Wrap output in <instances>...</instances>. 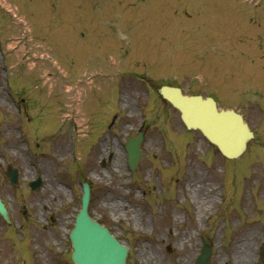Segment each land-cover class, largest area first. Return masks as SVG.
Wrapping results in <instances>:
<instances>
[{
	"label": "rangeland",
	"instance_id": "obj_1",
	"mask_svg": "<svg viewBox=\"0 0 264 264\" xmlns=\"http://www.w3.org/2000/svg\"><path fill=\"white\" fill-rule=\"evenodd\" d=\"M1 1V46L9 63L18 67L10 73L12 91L15 95L17 91L25 92L29 106H18L7 98L3 81L6 73L0 68V166L10 161L20 170L18 186L10 185L4 177L0 180V194L12 219L10 225L0 216V262L73 264L71 243L65 233L73 226L81 206V184L89 181L91 215L129 248L127 264H150L141 258L142 247L155 250L159 264H194L203 237L213 248L210 264H231L232 244L244 237L251 243V264H263L260 247L264 241V125L254 127L259 132L249 148L254 161L248 153L240 159L227 160L200 132L184 126L179 111L163 100L156 88L150 90L138 80L144 77L149 82L152 78L158 84L170 81L186 91L200 90L206 79L228 81L235 90L233 98L223 100L222 107L228 103L243 106L242 99L246 100L255 85L262 86L258 84L261 80L256 84L246 76L231 80L226 75L229 70L233 71L232 77L246 72L255 74L260 70L259 61L252 65L244 59L219 62L217 55L243 52L241 47L245 44L241 46L239 35L236 38L240 27L233 26L239 42L228 44L224 39L216 51L213 41L201 37L206 35L201 28L203 22L208 26L212 18H199L197 10H208L204 2L188 0L185 4L201 7L185 11L169 0H99L111 10L128 11L123 19L136 21L138 29L133 30L138 31V49L131 44L130 22L121 27L116 23L120 27L116 28L117 38L126 37L127 43L112 39L114 28L107 43L114 48L120 43L127 45V70H136L140 76L130 77V84V72L119 75L122 57L116 53H122L121 48L111 53L110 72L90 65L73 71V50L85 43V38L80 32H73L70 25L50 28L56 40V58L63 67L52 76L49 91L42 93L47 87L41 78L56 70L49 49L42 46L43 33L37 29L48 28L42 23L38 26L42 1ZM91 1L59 0L57 10L63 11L65 6L75 10ZM204 1L213 7L221 3L233 12L237 5L250 11H255L251 6L258 1L260 7L264 6V0ZM5 2L13 8L12 13L7 12ZM15 12L34 27V32L25 22L18 25ZM256 22L254 18L253 23ZM213 28L208 29L214 31ZM12 41L19 44L10 49L9 55L8 43ZM87 46L92 56L102 54V45L99 51L93 50L91 42ZM209 46L213 47L210 51L206 49ZM253 48L251 52L259 54L256 42ZM259 59L255 56L249 60ZM31 63H35V68L28 70L34 66ZM215 70H221V75H213ZM107 72L110 77L103 74ZM193 79L197 81L193 83ZM68 85L86 88L80 105L76 101L73 106L76 95L67 91ZM77 106L81 113L76 111ZM18 109H26L27 115H19ZM143 122V154L132 171L125 144L129 136L138 134ZM19 127L24 130L23 137L19 136ZM73 128L78 130V136ZM70 136L78 139L76 150L70 148ZM115 158L121 159L119 166ZM38 174H42L44 184L32 190L29 182Z\"/></svg>",
	"mask_w": 264,
	"mask_h": 264
},
{
	"label": "flooded vegetation",
	"instance_id": "obj_2",
	"mask_svg": "<svg viewBox=\"0 0 264 264\" xmlns=\"http://www.w3.org/2000/svg\"><path fill=\"white\" fill-rule=\"evenodd\" d=\"M41 13H40V20H38V24L41 25L44 24V26H47L49 28V31H46L48 35L50 34V28H57V27H63L64 25L72 26L73 32H80L81 36H83L86 40V42L80 43L79 47L73 50V55L75 56L73 62L75 66H73V71H78L80 67H82L86 62L88 63L90 58L91 60H94L97 63V67H103L105 69H109L110 65V51L111 47L107 43L110 39L109 33L111 36V27L115 26L117 24H123L127 23L128 21L126 19H123V17L126 15V11L122 10H111L108 5L105 4H99L95 3L94 0L91 2L77 6L75 10L73 8H68L65 6V10H57L59 0H41ZM63 1V0H60ZM183 2V0H178ZM177 7L182 8H192L197 9L201 6H192V7H186L185 5L178 4ZM252 8H264V6L260 7L258 5H252ZM232 8V7H231ZM245 8V7H243ZM235 9L234 12L232 10H226L223 8V6H220V9L215 10L212 13H208L209 11L204 10H198L199 18H202L203 16H211V20L214 22V28L212 30L205 27V33L206 35L203 37L204 40L214 41L217 43H220L222 40L226 39L228 42L235 43V41L239 42V39H235L234 37V30H231L229 28L222 27V25L230 26V25H236L237 27H240L241 32H237L236 38L245 39L244 44L251 45L252 51H254L253 43L256 41L258 43L259 48H261V45H264V24L261 22L257 23L256 26H249L245 25L243 23V19H247V14H244V11H241L243 9ZM238 11V12H236ZM131 14V13H130ZM254 16H248V19L254 20ZM258 19H262V16H257ZM131 18H129L130 23ZM253 23V22H252ZM41 29L43 27L40 26ZM46 28V29H48ZM228 36V37H227ZM54 37V36H53ZM53 37H50V42L52 44V50L54 51L55 57H57V50L55 45V39ZM233 38V39H232ZM45 40H47L45 38ZM248 41V42H247ZM91 42V46L94 50V48H97V51L101 50L100 46L102 45V54L99 56V54H96V56H92L89 54V49L87 44ZM46 43V41H45ZM72 43H75V39H72ZM218 45V44H216ZM218 48V47H216ZM250 49V47H249ZM262 52L259 54H254L251 51L246 54H230L229 57L233 56H241L245 57L249 56L250 58H253L255 56H259L260 60H262L260 64V70H258L255 74H248L247 76L251 78V81L253 83L257 84V80L259 83L264 82V49H261ZM219 57H223L222 54H217ZM125 67V65H124ZM55 71H50L51 74H56ZM207 72V71H206ZM231 76V75H230ZM142 80V79H140ZM263 80V81H262ZM264 84V83H263ZM234 86L230 85H221L218 86L215 81L212 79H207L205 83L202 85V89L200 92L204 96H212L217 101L218 105L220 106L223 103V100H229L233 95V89ZM262 88L260 85H255L254 89L252 91L253 93V99L249 101H245L242 99L243 106H236L235 109L239 111L245 118L246 121L250 125H263L264 124V101H263V94H262ZM18 92V99L16 103L18 106H29L28 101L26 98L22 96V91ZM243 92V91H241ZM21 94V95H20ZM19 102V103H18ZM32 103L33 101H29ZM248 104V105H246ZM9 132L7 130L6 134ZM256 134V132H255Z\"/></svg>",
	"mask_w": 264,
	"mask_h": 264
},
{
	"label": "water",
	"instance_id": "obj_3",
	"mask_svg": "<svg viewBox=\"0 0 264 264\" xmlns=\"http://www.w3.org/2000/svg\"><path fill=\"white\" fill-rule=\"evenodd\" d=\"M160 95L168 100L181 112V118L187 128L201 130L207 138L216 144L220 151L229 158L238 157L246 148V144L253 133L244 122L241 115L233 110L217 109L212 98H203L201 95H186L179 87L162 85ZM143 134L138 138H131L127 143L129 164L135 168L142 154L140 147ZM6 175L17 183V171L8 167ZM42 185L41 177L31 182L36 189ZM83 207L80 211L76 226L72 232L74 252L72 259L75 264H125L127 249L110 234L107 228L92 220L87 207L90 188L83 184ZM0 214L10 221L7 209L0 197ZM212 248H203L196 264H209ZM264 262V244L261 253Z\"/></svg>",
	"mask_w": 264,
	"mask_h": 264
},
{
	"label": "bare ground",
	"instance_id": "obj_4",
	"mask_svg": "<svg viewBox=\"0 0 264 264\" xmlns=\"http://www.w3.org/2000/svg\"><path fill=\"white\" fill-rule=\"evenodd\" d=\"M0 3L3 5V2L1 0H0ZM4 6H7V3L6 4L4 3ZM205 7H206V5H205ZM6 9H7V12L12 13L11 7L7 6ZM204 10L205 9H202L201 11H204ZM13 16H14V19L18 22L19 26H23V22L26 23L25 25H27V26L29 25V23H27L26 20L19 19V17L17 16L16 13H14ZM18 44H19V42H14V41L9 42L8 43V49H13ZM48 49H49L50 54L54 55V51L52 50L51 46ZM4 54L6 55L5 52H4ZM6 57H7V55H6ZM58 62L61 63L60 61H58ZM31 64H33L35 66V63H31ZM47 78H48L49 82L52 79V77L50 75H47ZM70 88L71 87H69V89L67 90L68 92H70ZM73 91H75L78 100L82 101L81 97H82L83 92L85 91V89H81L80 86H78L77 88H74ZM111 147H113V146H111ZM106 151H107V145L104 146V153ZM114 160H115V164L117 166H119L121 164V159L115 158ZM208 200H210V199H208ZM201 204H202V201H201ZM115 205L117 206V204H115ZM232 250H233L232 254H233L234 261H232V263H231L230 260H227V262H230L231 264H251V261L253 259V254L251 252V243L247 239V237H244L243 239H241L239 241H235V243L232 244ZM141 258L144 259V261H146L147 263H150V264L151 263L159 264V262H160V258L158 256L157 252L155 250H153V249L149 250L146 247H142L141 248ZM223 260L224 259H221V262Z\"/></svg>",
	"mask_w": 264,
	"mask_h": 264
}]
</instances>
